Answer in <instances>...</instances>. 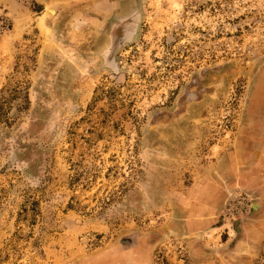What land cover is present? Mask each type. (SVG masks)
Instances as JSON below:
<instances>
[{
	"label": "rangeland",
	"instance_id": "1",
	"mask_svg": "<svg viewBox=\"0 0 264 264\" xmlns=\"http://www.w3.org/2000/svg\"><path fill=\"white\" fill-rule=\"evenodd\" d=\"M0 264H264V0H0Z\"/></svg>",
	"mask_w": 264,
	"mask_h": 264
}]
</instances>
